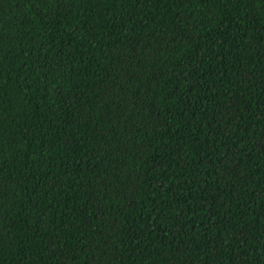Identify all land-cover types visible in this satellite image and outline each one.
Listing matches in <instances>:
<instances>
[{"label":"trees","instance_id":"16d2710c","mask_svg":"<svg viewBox=\"0 0 264 264\" xmlns=\"http://www.w3.org/2000/svg\"><path fill=\"white\" fill-rule=\"evenodd\" d=\"M0 264H264V0H0Z\"/></svg>","mask_w":264,"mask_h":264}]
</instances>
